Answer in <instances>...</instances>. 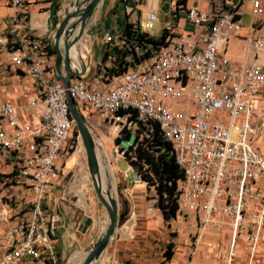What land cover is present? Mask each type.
<instances>
[{
    "label": "built area",
    "instance_id": "obj_1",
    "mask_svg": "<svg viewBox=\"0 0 264 264\" xmlns=\"http://www.w3.org/2000/svg\"><path fill=\"white\" fill-rule=\"evenodd\" d=\"M11 1L15 7L23 2ZM245 6L251 10L244 37L248 59L239 61L228 55V47L242 37ZM186 14L190 24L203 29L198 41L167 24L166 43L153 55L145 57L147 49L136 47V55L128 54L119 65L116 54L108 55L111 68L102 60L90 81L75 77L69 87L51 77L52 47L32 33L19 12L9 31H0V53L33 78L37 89V97L24 107L0 101V168H11L1 182L18 185L30 196L26 208L1 213L4 220L15 221L1 246L5 264H60V218L50 202L58 183L67 191L66 160L83 149L80 135L74 139L68 94L80 109L98 114L100 126L116 127L118 160L128 163L121 176L134 184L149 186L144 178L148 166L144 163L143 170L136 163L139 148L152 140L158 126L184 175L178 185V217L194 219L193 252L207 232L221 234L228 228L222 264H258L264 243V153L255 145V120L264 96V0H231L230 9L210 14L194 6ZM158 21L155 9L133 24L149 34ZM104 40L124 52L123 33H106ZM22 111L37 121L24 123Z\"/></svg>",
    "mask_w": 264,
    "mask_h": 264
},
{
    "label": "crops",
    "instance_id": "obj_2",
    "mask_svg": "<svg viewBox=\"0 0 264 264\" xmlns=\"http://www.w3.org/2000/svg\"><path fill=\"white\" fill-rule=\"evenodd\" d=\"M74 1L23 0L19 7H15L11 0H0V31L7 33L11 27L12 18L19 12L22 21L26 23L32 33L40 38H45L51 45L52 52L55 54L51 53L49 57V68L52 72L51 77L55 80H59L56 72V52L54 51L55 34L66 12L74 10L71 7ZM174 1L180 5L173 7ZM166 4H169L171 8L161 18L159 11ZM194 6L210 14L216 10L225 11L230 9L231 0H149V4H147V0H102L93 19L86 28L83 39L77 45V50L82 55V58L80 56L81 62L87 66L84 79L90 81L96 73L97 65L102 60L108 59V55L116 54V51L105 43L106 33L122 34L127 22L144 21L152 10H158L159 21L156 30L149 34L156 36L161 33L157 29L164 31L167 24L173 23L176 26V34L189 35L192 39L198 41L203 29L190 24L187 21L186 14L187 9ZM247 34L248 30L245 28L241 31V38L233 39L230 42L234 47L239 44L244 45L243 53L237 54L234 50L230 51L229 44L228 55L231 58L239 61L248 59L246 54L247 43L244 38ZM87 59L89 60L87 61ZM36 97L35 80L26 75L23 69L12 64L7 54L0 53V101L9 99L16 106L24 107ZM21 113L24 123L33 125V121H37L32 113L25 111ZM255 126L258 132L255 145L264 153V96H262L258 105ZM0 170L8 172L11 168L2 167ZM118 175H121V173ZM113 176L115 177V175ZM75 186L77 188L79 183L75 182ZM118 186V198L121 202V208L129 211L128 220L125 225L119 227L97 264H219L222 261L221 258L227 251L230 238L228 228L221 234L212 231L207 232L200 239L195 252L192 253V258L188 261L186 258L188 248L179 246V239H171L168 233L172 222H166L161 210L157 207L156 190L148 185L126 181L122 176L118 178ZM76 192L79 195V190ZM81 195L84 196L85 191L81 192ZM67 196L69 197L70 193L62 188L60 182L56 186L50 202L60 218L59 238L56 247L61 259L62 254L64 257V250L69 245L71 246V244L67 245L65 243H70L72 232L74 230L77 232L78 228L76 227L81 225L80 228L84 235V220L93 219L91 214L84 219L81 218L82 214L78 216L76 214L77 205L69 203ZM82 196L81 200H83V203L85 202L84 205L86 206V201ZM75 220L77 221L75 222ZM133 220L136 228L131 226ZM93 228L94 225L89 227L87 235L90 234L91 236ZM73 236L76 240V234H73ZM177 237H180V235ZM157 238L162 239V241L156 243L155 239ZM239 242L241 252L245 254L247 252L245 239L242 237ZM165 243L174 244V254L170 260L166 259L165 253L163 256L164 247L162 245ZM215 245L218 247H214ZM258 264H264V243L258 253Z\"/></svg>",
    "mask_w": 264,
    "mask_h": 264
},
{
    "label": "rangeland",
    "instance_id": "obj_3",
    "mask_svg": "<svg viewBox=\"0 0 264 264\" xmlns=\"http://www.w3.org/2000/svg\"><path fill=\"white\" fill-rule=\"evenodd\" d=\"M162 8L163 6L161 7V10L159 11L161 18L165 16L166 14ZM242 12L244 13L242 23L245 29V28H248L251 23L250 7L245 6L242 9ZM157 30L158 32H161V33H158L156 37H160L163 31H159V29ZM243 46H244L243 44H239L236 47H234L232 44H230V51L234 50L237 54H242ZM88 60L89 59H87V61ZM105 64L107 65V66L104 65L105 68H111L113 66L111 59H107ZM81 111L83 115L85 116L88 125L90 126V131L92 132L93 137H95L96 141L98 142L101 160L107 164V167L109 170L111 182L110 181L107 182V191L113 194L114 197H118V187H119L118 178L121 177V175H118V174L128 169V163L124 159L118 160V156L116 153V144H117L116 141L117 140L113 139V137H115L116 135V127L112 125L100 126L98 124V120H99L98 114L92 112L90 109H88L85 106L83 107L81 106ZM78 135H79V132L76 128L74 139ZM122 145L124 147L127 146L126 142L122 143ZM115 158L118 160L117 162ZM66 168H67V171H70V174L63 178V184L66 185V189L70 193V196L69 197L67 196L66 198L68 199L69 203L77 205L78 208L76 209V214L78 216L79 214H82L81 218L84 219L86 218V216L90 214L92 215L93 217L92 226L94 225V228L91 232V236L90 234L87 235V233L83 235L80 227L79 229H77V232L75 230L72 232V236H70V239H71L70 243L69 242L65 243L67 245L71 244V246L69 245L66 250L63 249L64 257L62 254V259L60 260V264H69L71 262L70 261L71 257L76 252L81 253L82 263H83L86 254H88L93 249L94 244L104 233L107 227V224H108V214H107L105 207L99 201L96 195L95 189L93 187L92 181L90 179L87 156H86L84 147L83 149L79 148L71 156L70 159L66 160ZM113 170L115 171L113 172ZM10 171L2 172L0 170V264H5L3 261V257H2L1 246L4 242L6 231L10 227V225H12L15 222L14 219H11L9 221L4 220L1 213L5 209H9V208L16 209L18 206L21 209H24L28 205L27 202L30 201V196L28 192H26L22 187L18 185H8V184L3 186V183L1 182V180L5 179L4 177L8 173H10ZM86 175L89 180L86 183H83L82 178L85 177ZM113 175H115V177ZM75 182L79 183V186H77V188L75 186ZM83 186H85L84 189L88 190V194L84 196L81 195ZM78 190H79V195L76 192ZM81 196L82 198L84 197L86 201V206L84 205L85 202L83 203V200H81ZM76 221L77 220H75V222ZM85 222H86V219L84 220V224ZM131 224H132L131 226L136 228V226H134L135 224L134 220L131 222ZM172 225L169 226L168 233L171 236V239H175V238L179 239L180 241L179 246L181 247L186 246L188 248V252L186 253L187 254L186 258L189 261L193 256L192 254L193 250L190 246L191 237L196 233V226H195L194 219L185 220L183 218L178 217L176 221H172ZM73 234H76L77 236L76 240ZM179 235L180 237H177ZM160 241H162V239H159V238L155 239L156 243ZM167 245L169 244L165 243L162 245L164 247L163 256H164L165 251L167 250L166 248ZM56 250H57V247H56ZM219 264H222V261Z\"/></svg>",
    "mask_w": 264,
    "mask_h": 264
},
{
    "label": "water",
    "instance_id": "obj_4",
    "mask_svg": "<svg viewBox=\"0 0 264 264\" xmlns=\"http://www.w3.org/2000/svg\"><path fill=\"white\" fill-rule=\"evenodd\" d=\"M101 1L102 0H75L71 6L74 10H68L66 12L65 17L56 31L54 45V51L56 52V72L59 80L62 81L66 87L70 86V82L75 77H84L86 75V64L77 68L73 64L71 51L83 39L86 28L97 12ZM162 9L165 12L168 11L169 4L163 6ZM78 28L79 31L77 32ZM68 105L71 117L75 122L86 152L90 179L99 201L105 207L108 214V224L104 233L94 244L93 249L86 254L82 263L97 264V261L108 247L119 227L125 224L129 216V211L128 209L121 208V202L118 197H114L110 192L103 190L99 158L90 127L79 105L69 94ZM91 225L92 219L88 218L84 224V234L87 233Z\"/></svg>",
    "mask_w": 264,
    "mask_h": 264
},
{
    "label": "trees",
    "instance_id": "obj_5",
    "mask_svg": "<svg viewBox=\"0 0 264 264\" xmlns=\"http://www.w3.org/2000/svg\"><path fill=\"white\" fill-rule=\"evenodd\" d=\"M180 5V4H179ZM178 5V6H179ZM123 35L125 37L126 47L124 52H117L118 65L128 54L136 55V47L146 48L149 57L156 53L161 46L166 43L167 34L164 30L160 37L150 36L134 28V24L127 22ZM131 48V51L127 49ZM55 54L54 52H51ZM106 60V59H104ZM139 61V60H137ZM128 67L119 71L124 72ZM114 70V69H113ZM156 133L152 140H148L145 146L139 148L138 162L136 165L144 170V163L148 168L144 171V178L149 182V186H155L157 193V207L161 210L166 222L171 223L178 218L179 205L177 202L179 181L183 179V172L176 163L172 152L171 144L163 139L162 133L156 126ZM119 140H117V143ZM174 244L170 243L165 252V257L170 260L173 257Z\"/></svg>",
    "mask_w": 264,
    "mask_h": 264
},
{
    "label": "bare ground",
    "instance_id": "obj_6",
    "mask_svg": "<svg viewBox=\"0 0 264 264\" xmlns=\"http://www.w3.org/2000/svg\"><path fill=\"white\" fill-rule=\"evenodd\" d=\"M80 56L82 58L81 53L77 50V46H75L72 51H71V57L74 59L73 60V64L77 67L80 68L81 65H83L84 63L81 62ZM92 138L94 139L95 145H96V150H97V154H98V158H99V164H100V171H101V179H102V188L104 191H107V182H111L110 179V175H109V171H108V167L107 164L104 163L101 160V155L99 153V147H98V142L96 141L95 137H93V134L91 132ZM87 176L82 178L83 183H86L89 179ZM113 185V184H112ZM85 186H83V191H85V195L88 194V190L84 189ZM69 264H82V256L81 253H76L75 255H73V257L71 258V262Z\"/></svg>",
    "mask_w": 264,
    "mask_h": 264
}]
</instances>
